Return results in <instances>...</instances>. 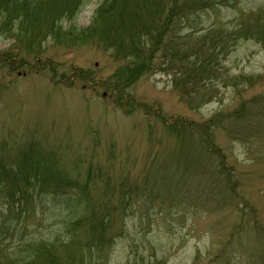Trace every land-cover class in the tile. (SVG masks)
Returning <instances> with one entry per match:
<instances>
[{
	"label": "rangeland",
	"instance_id": "obj_1",
	"mask_svg": "<svg viewBox=\"0 0 264 264\" xmlns=\"http://www.w3.org/2000/svg\"><path fill=\"white\" fill-rule=\"evenodd\" d=\"M103 1L88 2L77 24L88 27ZM227 2L229 8L190 18L183 33L205 34L264 6V0ZM12 44L0 39V50ZM45 48L40 70L0 71V153L33 142L56 154L58 166L75 178L97 175L92 204L106 203L115 236L102 264H264V135L230 124L243 100L264 94L260 45L240 42L223 66L233 77L261 81L240 89L218 84L209 102L182 99L172 76L160 70L126 83L131 72L121 70L123 61L93 46L67 49L49 41ZM210 120L236 190L214 171L219 158L209 161L197 144L172 130L181 122ZM48 197H35L27 220L0 216L3 248L25 256L31 243L65 239L70 210ZM70 252L79 264L98 257L79 246L63 253Z\"/></svg>",
	"mask_w": 264,
	"mask_h": 264
},
{
	"label": "trees",
	"instance_id": "obj_2",
	"mask_svg": "<svg viewBox=\"0 0 264 264\" xmlns=\"http://www.w3.org/2000/svg\"><path fill=\"white\" fill-rule=\"evenodd\" d=\"M90 1L0 0V39L13 41L10 49L0 50V71L20 75L40 70L46 66L42 61L45 44L51 41L67 49L93 46L111 52L123 61L121 70L131 72L130 78L125 77L126 83L160 70L172 76L173 88L184 100L198 96L202 102H209L216 98L218 84L240 89L254 88L261 81V76L233 77L223 62L242 41H253L264 52V6L242 14L231 25L211 27L202 34L183 33L190 18L218 6L229 8L227 1L238 4L242 0H104L90 25L80 27L78 16ZM232 116L231 126L242 124L253 136L264 135V94L243 100ZM214 122L187 126L181 122L172 130L197 144L209 161L219 158L214 171L225 174L226 187L236 190L215 141L218 129ZM96 177L90 173L84 180L75 178L58 166L56 154L44 151L37 143L4 149L0 153V209L6 208V214H0L2 220L15 217L22 221V215L29 219L35 197L45 194L48 202L59 199L66 205L70 225L63 241L31 243L25 256L9 252L0 242V253L5 254L3 264H79L71 252L68 256L63 253L78 246L83 254L98 256L90 264H102L115 236L106 203L92 204L90 190Z\"/></svg>",
	"mask_w": 264,
	"mask_h": 264
}]
</instances>
